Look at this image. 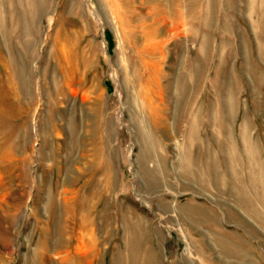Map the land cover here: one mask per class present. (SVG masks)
<instances>
[{
	"label": "rangeland",
	"instance_id": "1",
	"mask_svg": "<svg viewBox=\"0 0 264 264\" xmlns=\"http://www.w3.org/2000/svg\"><path fill=\"white\" fill-rule=\"evenodd\" d=\"M108 1L54 0L49 13L33 22L21 13L23 6L14 4V9H9L7 0H0L1 26L11 29L13 12L16 26L15 34L6 39L0 33V264H113L117 254L124 250L120 215L126 211L135 212L149 222L151 234L147 243L159 258V264H264V230L255 223L245 222L247 225L242 226L227 217L226 208L239 213L233 206L232 196L212 186L208 190L180 189L182 180L179 181L173 168L178 146L180 142L186 143L196 116V134L201 147L193 148L189 158L202 163L207 155L206 147L216 156L221 155L218 144L227 146L228 135L220 129V116L230 126L236 154H242L238 135L245 119L264 158V114L261 111L264 108V61L257 53L258 44L264 41V35L262 37L257 29V20L263 17V11L259 5H254L255 0H251L250 15L246 12L249 5L244 6L243 0H231V7L227 6L229 0H213L214 20L209 26L202 24L205 28L199 31L198 21H185L189 16L177 1L160 0L165 4L168 27H173L176 11L182 12L183 33L164 35L166 41H163L162 52L158 53L161 56L157 54L158 83L147 86L145 81L151 68L143 70L140 65L142 70L138 69V75L142 76L135 82L138 85L129 86L126 80L131 71L124 77L122 67L135 55L134 49L142 50L145 42L140 33L137 42L124 41L112 15V2ZM146 1L119 0L118 9L119 2H129L144 12ZM182 1L184 8L190 5L189 1L195 2ZM35 26L42 29L40 33H35ZM71 32L76 34L71 53L76 58L71 65L66 56V66L58 62L53 40L58 33L70 35ZM204 34H207L206 39ZM201 41L207 43L204 51L200 49ZM82 55L87 61L86 68L77 65L84 62ZM260 73L263 77L255 82ZM67 75L80 79V84L74 85L75 93L70 94L64 87ZM183 80L188 85L185 100L180 103L177 89ZM158 85L167 100L166 116L175 123L170 140L157 132L166 156L169 180L178 184L172 189H160L166 192L164 201L170 210H164L157 202L160 193L145 191V179L138 171L142 148L136 123L142 119L148 123L149 118L145 110L140 111L142 114L134 112L130 102L134 96L143 107L144 102L136 93L144 87L156 90ZM228 88H232L234 94L231 119H226L223 112L220 114L218 97ZM85 92L86 98L90 97V104L84 106L86 111L93 114L92 99L98 98L110 127L109 158L117 185L110 200L99 199L94 210L93 223L98 226L105 217L109 218L111 234L89 249L87 240L75 230L76 212L83 194L91 191L99 177L98 171L90 168L81 175L74 174L75 160L66 159L71 141L66 121L71 118L76 128L84 124L81 98ZM182 104L185 109L181 113ZM215 115L218 123L213 126L210 118ZM224 168L219 160V169ZM70 170L73 175L68 179L67 190L72 194L66 200L67 213L63 217H72L73 222L64 224L63 238L58 242L61 197L57 193ZM262 179L264 181V175ZM246 191L251 195L248 186ZM50 196L54 203L49 202ZM246 198L250 197L246 195ZM187 205L213 210L218 221H204L195 227L191 224L192 216L184 209ZM221 234L246 254L245 260L218 256L219 248L213 236Z\"/></svg>",
	"mask_w": 264,
	"mask_h": 264
},
{
	"label": "bare ground",
	"instance_id": "2",
	"mask_svg": "<svg viewBox=\"0 0 264 264\" xmlns=\"http://www.w3.org/2000/svg\"><path fill=\"white\" fill-rule=\"evenodd\" d=\"M109 1L110 3L112 2V15L117 21V26L120 29L124 41L126 43L132 41L137 42V34L140 33L141 39H143V42H145L144 47L141 48L142 50L136 51L134 49L135 55L133 57L131 56L130 59H128V61L126 62L125 66L122 67L124 68V77L125 74L128 73L127 71H131L130 76L127 77L126 80L127 84L131 86L132 83H135L142 76H140V74L138 75V69H141L140 65H142L143 70L149 69V67L151 68V73H149L146 81L144 80L147 86L151 85L153 82L155 84L156 81V83H158V76L160 72L158 69L159 58L157 54L159 52H162L161 48L162 44H164L163 41H166L164 40V35L168 34L169 32H174L177 36H179L183 33L184 29L181 28V26L183 25L182 23L184 22L182 12L176 11L175 21L172 25L173 27H168L165 24L166 16L163 10L165 4L160 0H148V2L144 0L147 2V6L144 12L137 10L135 6L129 5L131 4L129 2H119L118 9L119 0ZM174 1H177L178 5L180 4L179 6L182 5L181 9H183V12L185 10L188 16L194 17L196 13L199 12L198 5L194 6L190 3L187 8V4L184 8V1ZM7 2L8 6L11 7L9 9H14V4L23 6L24 9L21 10L23 16L28 17L30 21L34 22L35 19L38 20L42 16L49 13L54 0H7ZM142 4H145V2ZM204 9L205 8H203V11ZM262 10L264 12V7L262 8ZM204 12L206 13L205 16L207 15L206 17L208 18L210 13H207V11ZM14 14L15 12L11 13L12 25L10 30H8L10 26L8 29H6L0 24V33L2 37H5V39L12 36L16 32V26H14L13 24ZM210 16H212V14ZM206 17L202 21V24L205 26H209L211 22L209 23ZM170 18L171 17H169V19ZM185 21H188V18L185 19ZM180 22L182 23L180 24ZM255 22L256 21H254V23ZM257 29H259L261 31V34L264 35V16L259 21H257ZM34 30L35 33L38 34L42 29L36 27L34 28ZM23 32H26L25 28H23ZM168 36L170 37L171 35ZM75 41L76 34L72 32L70 33V35L64 33H58V35H56L53 40V47L58 51L59 63L68 66V60L66 61V56L69 57L71 65L75 63L74 59L76 57L74 58V55L71 54L74 51ZM204 43H206V41ZM202 47L204 46L201 45V48ZM257 49L259 58L264 61V41L261 44H258ZM82 57L84 59V62L82 64L78 62L77 65L86 68V58L84 55H82ZM68 71L70 72L71 68H69ZM193 75L194 77H197V74ZM184 80L177 89V98L180 103L185 100L184 96L187 90L186 85H188ZM77 84H80V79L74 80L70 75H67L64 78V87L69 91L70 94L75 93L74 85ZM135 84L138 85L137 83ZM232 88H228L229 90L227 98L226 96L224 97L226 106L225 112L227 111V113L224 114L226 119L232 118V101L234 98ZM59 92L64 94L62 88H59ZM163 92L164 91L160 87V85H158L156 90H151L149 89V87H144L143 90H140L136 93L139 98H142L144 106L142 107V105L137 102V99H135L134 96L133 98H131L130 102L133 105L134 112L140 113V111L145 110V112L148 113L149 118L148 123L143 122V119L139 121V123H136L137 132L140 137V146L142 148L139 150L141 152V155L139 156L138 160V171L141 174L140 176L145 179V191L151 192L156 190L158 193H160L161 196L157 200V202L162 206L164 210H170L169 205H167V203L164 201L166 192L161 191L160 189H172L174 186H178V184L173 183L171 180H169L170 172L167 167L168 165L166 166L165 164L166 156L161 150V140L157 139V132L160 133L164 138L170 140L172 138V130L174 129L175 123H172L170 120H168L166 116L167 100L165 101ZM226 92L227 90L225 91V93ZM86 95L87 94L85 92V94H83L81 98L82 112L84 113L85 118V120L83 119L84 124H82L81 128H76L71 118L66 121L67 127L70 130L69 132L71 139L69 149L68 151L66 150V159L68 161L75 160L72 168L74 174L77 173L78 175H81L90 168H96L98 171L99 177H97V180L95 181V184L93 185L91 191L87 194H83L82 201L80 202L79 208L76 212L77 217L75 221V230L83 240H87L86 242L89 249L92 248L93 245L95 247L97 244H101L102 241L107 239V237L105 236L109 237L111 234V223L109 221V218L105 217L103 219V224L101 223L98 226L93 223L95 222L94 210L99 199L105 197L106 200H110L113 193L117 190V185L114 181L115 172L112 167V162L109 158L111 147L110 127L108 125L106 117H104L103 115L102 105L98 98H96L95 100L94 98L92 99L93 101L91 104L93 105V108L91 109V111H93V114L90 115L88 111H86L87 108L84 107L85 104H90V101H88L90 97L87 99ZM222 107L224 108V105ZM180 109L182 113V111L185 109L183 107V104L180 106ZM262 113L264 114V108ZM196 117L194 121H192L188 130V139L186 143L180 142L178 150L176 151L175 160L173 161V168L175 170L174 172H176L177 174H175L178 178H180L179 181L182 180L179 184L180 189L192 187L191 189L208 190L209 186H212L216 188L218 192L231 195L234 202V205H232L238 209L239 213H234L232 210L226 208L227 217L230 220L236 221L242 226L247 225L245 222L255 223L256 226L261 228V230H264V181L262 179V176L264 175V158L260 154V148L251 138L249 123L244 119L243 124L240 128L239 140L241 143L242 154L239 153V155L236 154V146L230 138L229 124L227 122H224V120L220 118V129L222 128L224 134L228 135V145L226 146L223 144H218L217 149L221 153L219 157L210 152L208 147L204 148L207 155L205 157V160L202 161V163H199L196 162V159H193V157L189 158V156L191 155L190 151L193 150V148L197 147L198 149H200L201 147L199 142L200 138L196 134ZM87 118H89L88 123L86 121ZM210 120L213 123V126H216V123H218L216 121V117L214 116H212ZM135 126L136 125H134V127ZM86 136L88 138H85ZM74 151L77 152V156ZM55 155L58 154L55 152ZM219 160L225 165V168L222 171L219 169ZM241 165H243L242 168L239 167ZM235 167H237V169H235ZM73 172L70 170V175L66 176V178L63 179L61 191H58L57 193L58 196L61 197V200L59 202V210L61 212L58 213L61 217L57 219L58 242L62 241L64 234V224L66 222H70V224H72L73 222L72 217H63V215L67 213L66 200H68V195L70 196L72 194L70 190H67V185L68 179L71 178ZM247 186L251 190V195H248L247 191L245 192ZM246 195L251 199L246 198ZM52 197H54V195ZM52 197L50 196L49 202L54 203V199ZM204 208H202L201 206L198 207L193 205H187L184 208L186 212L189 213V216H192L191 224H194L195 227H198L204 221H218L217 216L213 210H206V208ZM120 220L123 228L122 238L124 250L117 254V257L113 264H159V258L156 257L154 250L151 249L149 244L147 243L151 234L149 230V222L143 216L137 215L135 212L130 211H126L124 214H121ZM151 228L152 231L156 233V229L154 227ZM71 229L72 228L70 227V230ZM221 235L213 236L215 240L214 244L217 246V248H219L218 256L233 260H236V258L241 260L246 257L245 253L238 250L237 247L232 244L233 242L231 243V241H229L230 239L227 241V237H225L224 235L221 237Z\"/></svg>",
	"mask_w": 264,
	"mask_h": 264
},
{
	"label": "crops",
	"instance_id": "3",
	"mask_svg": "<svg viewBox=\"0 0 264 264\" xmlns=\"http://www.w3.org/2000/svg\"><path fill=\"white\" fill-rule=\"evenodd\" d=\"M202 1V3H200ZM242 0H240V2H241ZM212 2H213V0H195V2H193V1H189V3H191L192 5H194V6H197L198 5V14L199 15H197L196 17H195V19H194V17H191V16H189L188 17V21H190V20H192V21H199V25H201L202 24V21L205 19V17L207 16H205V12L204 11H207V13L209 12L210 14H209V16H208V21H209V23L212 21V20H214L213 18H212V16L215 14L214 13V10H213V8L211 7V5H212ZM264 0H255V2H254V5H260V8L259 9H261V11H263L262 10V8L264 7ZM205 3V4H204ZM243 5L244 6H247V5H249V10H248V8H247V11L246 12H249L248 13V15H250L251 14V12H252V10H251V5L253 4V2L250 0V1H247V0H243ZM252 3V4H251ZM257 3V4H256ZM204 6V7H203ZM227 6H229V7H231L232 6V4H231V0H229V3L227 4ZM203 8H205L204 9V11H203ZM212 14V16H210ZM223 14H225V13H223ZM264 14V12L262 13V15ZM203 15V16H202ZM226 15V14H225ZM205 16V17H204ZM264 16V15H263ZM212 19H211V18ZM203 18V19H202ZM211 19V21H210V19ZM245 18V20H247L246 19V17H244ZM263 18V17H262ZM250 19L252 20V18L250 17ZM261 18H259L257 21H259ZM210 25V24H209ZM205 27H203V25H201V26H199V31H203V29H204ZM196 29V28H195ZM197 30V29H196ZM262 35V34H261ZM189 36H192V34H189ZM263 36V35H262ZM203 37L206 39V37H207V34H204L203 35ZM205 41H201V44H200V49L201 50H205L206 48H207V43H204ZM205 44V45H204ZM201 45H203L204 47H202L201 48ZM257 51H258V49H257ZM258 53V52H257ZM259 55V54H258ZM259 57V56H258ZM260 59V58H259ZM196 68V67H195ZM196 69H198V68H196ZM195 69V70H196ZM197 75H198V73H197ZM259 76L261 77H263V75H261V73L258 75V77L256 76L255 77V82H256V80H258L259 79ZM184 79V78H183ZM227 90V92L225 93V91ZM226 90H224L223 91V93L221 94V96H219V103H220V114L223 112V115L225 114V113H227V111L225 112V96H226V98H227V94H228V89H226ZM233 96H234V94H233ZM223 102V103H222ZM263 102H264V97H263ZM232 105L234 106V98H233V101H232ZM221 104H222V106L224 105V108L221 106ZM263 109H261V111H262ZM214 117H216V115L214 116ZM225 117V116H224ZM220 118H222V116H220ZM241 128V127H240ZM221 130H222V128H221ZM239 132H240V129H239ZM251 133V132H250ZM239 136V135H238ZM251 138H252V140H254V138H253V136H251ZM240 139V138H239ZM255 141V140H254ZM256 142L259 144V141L258 140H256ZM260 146H261V144H259ZM240 148H241V144H240ZM261 148V147H260Z\"/></svg>",
	"mask_w": 264,
	"mask_h": 264
}]
</instances>
